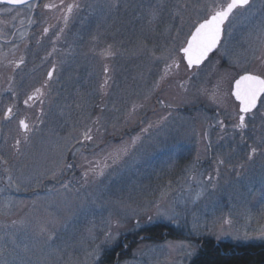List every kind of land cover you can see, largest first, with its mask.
I'll return each instance as SVG.
<instances>
[{"label": "rangeland", "instance_id": "374dc122", "mask_svg": "<svg viewBox=\"0 0 264 264\" xmlns=\"http://www.w3.org/2000/svg\"><path fill=\"white\" fill-rule=\"evenodd\" d=\"M224 3L0 7L2 91L18 88L0 104V264H104L118 246L113 264H188L203 239L264 245V96L241 128L231 94L264 78V0L233 13L202 66L180 53ZM158 223L179 237H140Z\"/></svg>", "mask_w": 264, "mask_h": 264}, {"label": "snow or ice", "instance_id": "6c2138e0", "mask_svg": "<svg viewBox=\"0 0 264 264\" xmlns=\"http://www.w3.org/2000/svg\"><path fill=\"white\" fill-rule=\"evenodd\" d=\"M9 3H24L25 0H8ZM249 4V0H226V3L217 7L210 18L205 19L202 23L196 27L195 32L191 35V39L188 41L187 47L183 49L188 64H199L207 54L216 47L220 40L222 33V26L234 13V10L243 8ZM68 11H71L69 6ZM51 77V73H49ZM37 92L40 90L37 89ZM234 95L240 102V112L249 113L257 105L258 99L261 95H264V78L258 75H243L235 83ZM32 97H29L31 99ZM9 113L11 109H8ZM240 123L237 127H244V115L240 116ZM22 128H28V124L24 121H20ZM86 138L91 137L86 135ZM255 151V149H253Z\"/></svg>", "mask_w": 264, "mask_h": 264}, {"label": "trees", "instance_id": "16d2710c", "mask_svg": "<svg viewBox=\"0 0 264 264\" xmlns=\"http://www.w3.org/2000/svg\"><path fill=\"white\" fill-rule=\"evenodd\" d=\"M165 232H168V238L176 239L180 235L169 226L158 223L142 229L140 237L144 240H160L163 238L161 234ZM200 244L188 264H264V245L261 244L233 245L226 242L216 243L210 239H203ZM122 255L120 247H115L106 253L102 263L113 264L114 260Z\"/></svg>", "mask_w": 264, "mask_h": 264}, {"label": "flooded vegetation", "instance_id": "af4514ba", "mask_svg": "<svg viewBox=\"0 0 264 264\" xmlns=\"http://www.w3.org/2000/svg\"><path fill=\"white\" fill-rule=\"evenodd\" d=\"M2 6L3 7H9V8H16V7H12V6H8V5H5V4H2L0 2V7H2ZM0 16H1V14H0ZM6 21H7V19L3 23L2 19L0 17V45L3 44L2 39H1V26H2V24L5 25ZM9 21H10V19H9ZM14 26H15L14 25V21H11L10 22V28H13ZM14 30L15 31H13V32H11V34H9V38L7 40H3L4 43H6L8 45H11L13 43V40H14V37H15L14 35L16 34V30L17 29H14ZM48 77H49V75H48ZM2 86H3V84H2L1 79H0V104H1L2 100L9 101V100H17L18 99V88H14L12 83H6L4 85L5 88H7L4 92L2 91ZM29 86H30L29 84L24 83V86L20 87V90H24V89L27 90V88ZM20 95H22V93H20ZM8 109H11V108H7L6 109L5 116H9L10 113H11V112L9 113ZM0 112H1V110H0ZM20 128H21V126H20Z\"/></svg>", "mask_w": 264, "mask_h": 264}, {"label": "water", "instance_id": "95a60500", "mask_svg": "<svg viewBox=\"0 0 264 264\" xmlns=\"http://www.w3.org/2000/svg\"><path fill=\"white\" fill-rule=\"evenodd\" d=\"M32 1H34V0H25L24 3H9L8 0H0V2H1L2 4L8 5V6H12V7H20V6H23V5H26V4L30 3V2H32ZM251 1H252V0H249V3H250ZM246 6H247V5H246ZM246 6H245V7H246ZM243 8H244V7H243ZM238 9H240V8H238ZM236 10H237V9H236ZM236 10H234V12H235ZM210 16H211V15H210ZM210 16H209L208 18H210ZM229 18H230V17H229ZM227 21H228V20H227ZM227 21H226V22H227ZM202 22H203V21H202ZM202 22H201V23H202ZM226 22L224 23V25L226 24ZM224 25L222 26V29H223ZM198 26H199V24H198L196 27H198ZM196 27H195V29H196ZM195 29L193 30V32L191 33V35L195 32ZM222 34H223V30H222V33H221V36H220V40H219L218 44L216 45V47H215L214 49H212V50L207 54V56H206V57H205V58H204L199 64H193V65H191V66L188 64L187 58L185 57V54H184V52H183V49H184L185 47H187L188 41L191 39V35H190V37L188 38V40H187L185 46H184V47L181 49V51H180V53H181V55L183 56L184 62H185V64H186V66L188 67V69H192V68L200 67V66H201V65H202V64L208 59V57L216 51V49L218 48V46H219V44H220V41H221V39H222ZM248 74H249V73H246V74H243V75H248ZM243 75H241V76H243ZM251 75H253V74H251ZM241 76H239V77L234 81V83H233V85H232V92H231V94H232L233 99L238 103L240 116H241V115H244V117H246L249 113L253 112V111L258 107V105H259V101H260V99H261V97H262L263 95H261V97L258 99L256 107H255L254 109H252L251 112H249V113H241V112H240V102L236 99V97H235V95H234V92H235V83H236L237 80L240 79ZM20 126H21V125H20ZM21 129H22L23 131L25 130V129L22 128V127H21Z\"/></svg>", "mask_w": 264, "mask_h": 264}]
</instances>
